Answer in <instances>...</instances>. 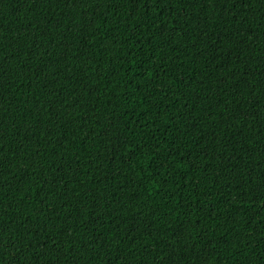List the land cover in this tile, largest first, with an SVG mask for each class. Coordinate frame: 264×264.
<instances>
[{
  "label": "trees",
  "instance_id": "trees-1",
  "mask_svg": "<svg viewBox=\"0 0 264 264\" xmlns=\"http://www.w3.org/2000/svg\"><path fill=\"white\" fill-rule=\"evenodd\" d=\"M0 264H264V0H0Z\"/></svg>",
  "mask_w": 264,
  "mask_h": 264
}]
</instances>
